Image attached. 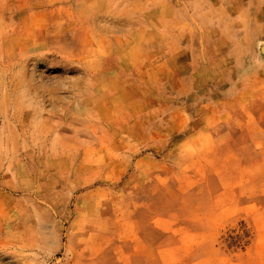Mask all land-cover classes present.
<instances>
[{
    "label": "rangeland",
    "instance_id": "obj_1",
    "mask_svg": "<svg viewBox=\"0 0 264 264\" xmlns=\"http://www.w3.org/2000/svg\"><path fill=\"white\" fill-rule=\"evenodd\" d=\"M0 264H264V0H0Z\"/></svg>",
    "mask_w": 264,
    "mask_h": 264
}]
</instances>
